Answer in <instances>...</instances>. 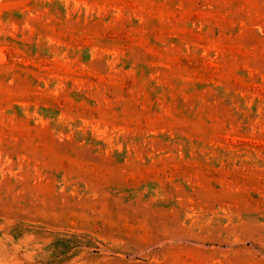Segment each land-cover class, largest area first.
<instances>
[{"label": "rangeland", "instance_id": "374dc122", "mask_svg": "<svg viewBox=\"0 0 264 264\" xmlns=\"http://www.w3.org/2000/svg\"><path fill=\"white\" fill-rule=\"evenodd\" d=\"M0 264H264V0H0Z\"/></svg>", "mask_w": 264, "mask_h": 264}]
</instances>
